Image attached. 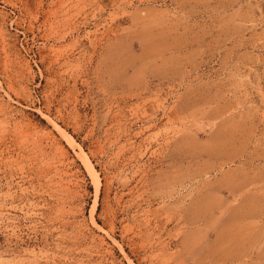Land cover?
I'll return each instance as SVG.
<instances>
[{
	"label": "rangeland",
	"instance_id": "obj_1",
	"mask_svg": "<svg viewBox=\"0 0 264 264\" xmlns=\"http://www.w3.org/2000/svg\"><path fill=\"white\" fill-rule=\"evenodd\" d=\"M0 264H264V0H0Z\"/></svg>",
	"mask_w": 264,
	"mask_h": 264
}]
</instances>
